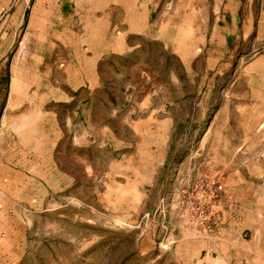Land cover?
<instances>
[{"label": "rangeland", "instance_id": "obj_1", "mask_svg": "<svg viewBox=\"0 0 264 264\" xmlns=\"http://www.w3.org/2000/svg\"><path fill=\"white\" fill-rule=\"evenodd\" d=\"M164 3L194 61L140 38L104 55L100 86L77 90L60 88L66 46L48 38L64 25L19 21L0 7V264H207L208 233L228 209L242 210L240 224H264V197L224 201L207 171L175 169L232 81L264 53V0ZM51 90L55 99L31 103ZM147 95L174 117L170 165L155 172L140 120Z\"/></svg>", "mask_w": 264, "mask_h": 264}, {"label": "crops", "instance_id": "obj_2", "mask_svg": "<svg viewBox=\"0 0 264 264\" xmlns=\"http://www.w3.org/2000/svg\"><path fill=\"white\" fill-rule=\"evenodd\" d=\"M32 1V4L29 3ZM165 0H3L1 8L13 9L9 15L19 21L62 24L48 38H61L66 46L67 70L60 75L64 86L77 90L100 86L99 65L105 54L125 53L136 48V39L161 41L165 48L184 62L198 56L181 48L180 22L164 10ZM214 56V55H213ZM215 57V56H214ZM225 57V55H224ZM215 58L211 60L215 63ZM224 70L231 58H225ZM62 83V84H63ZM229 95L209 115L196 150L177 162V176L207 171L209 178L220 185L221 200H242L264 197V53L255 54L247 63L239 80L232 81ZM56 97V90L34 95L31 103L45 104ZM73 98V97H71ZM20 102H26L21 99ZM19 103V102H18ZM144 126L149 161L146 167L170 165L171 136L174 117L166 108L155 106V97L143 98ZM41 109V108H40ZM44 128V114H38ZM33 120L36 117L32 118ZM49 129L55 141L56 116L48 115ZM48 139L50 135L48 134ZM150 149V150H149ZM185 172V173H183ZM248 185V186H246ZM248 191V193L246 192ZM227 210V222L215 226L207 239V264H264V224L239 223L242 210ZM237 218H233V217ZM233 218V219H232ZM239 219V221H238Z\"/></svg>", "mask_w": 264, "mask_h": 264}, {"label": "built area", "instance_id": "obj_3", "mask_svg": "<svg viewBox=\"0 0 264 264\" xmlns=\"http://www.w3.org/2000/svg\"><path fill=\"white\" fill-rule=\"evenodd\" d=\"M206 190L205 189H203V192H205Z\"/></svg>", "mask_w": 264, "mask_h": 264}]
</instances>
